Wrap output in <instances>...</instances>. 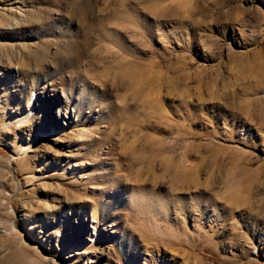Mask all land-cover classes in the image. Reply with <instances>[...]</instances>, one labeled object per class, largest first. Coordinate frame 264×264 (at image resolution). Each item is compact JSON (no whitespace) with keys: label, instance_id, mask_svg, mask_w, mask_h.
<instances>
[{"label":"rangeland","instance_id":"rangeland-1","mask_svg":"<svg viewBox=\"0 0 264 264\" xmlns=\"http://www.w3.org/2000/svg\"><path fill=\"white\" fill-rule=\"evenodd\" d=\"M0 264H264V0H0Z\"/></svg>","mask_w":264,"mask_h":264},{"label":"bare ground","instance_id":"bare-ground-1","mask_svg":"<svg viewBox=\"0 0 264 264\" xmlns=\"http://www.w3.org/2000/svg\"><path fill=\"white\" fill-rule=\"evenodd\" d=\"M18 14H20V16H22V14H25V16H28V14H26L25 12H23L21 9L18 10ZM34 17V16H33ZM20 19H24L23 17ZM127 49V48H126Z\"/></svg>","mask_w":264,"mask_h":264}]
</instances>
